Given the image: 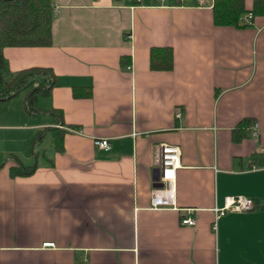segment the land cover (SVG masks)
Here are the masks:
<instances>
[{"label": "crops", "instance_id": "1", "mask_svg": "<svg viewBox=\"0 0 264 264\" xmlns=\"http://www.w3.org/2000/svg\"><path fill=\"white\" fill-rule=\"evenodd\" d=\"M45 2L53 44L4 50L11 74L44 67L56 85L31 112L22 93L0 101V264H264L251 160L264 152V16L236 28L215 25L214 0ZM154 47L172 49L170 70L151 68ZM244 120L258 137L234 138ZM162 144L181 150L176 209L151 203ZM229 196L253 209L217 219Z\"/></svg>", "mask_w": 264, "mask_h": 264}, {"label": "trees", "instance_id": "2", "mask_svg": "<svg viewBox=\"0 0 264 264\" xmlns=\"http://www.w3.org/2000/svg\"><path fill=\"white\" fill-rule=\"evenodd\" d=\"M176 5L181 0H173ZM213 18L216 26L244 28L253 26L258 16H264V0H253L247 8L245 0H214ZM251 15V17H249ZM54 9L45 0H0V101H8L24 94L28 112L35 109L39 96H48L56 85V76L51 69L32 67L20 70L6 79L8 70L4 55L6 48L47 47L53 44ZM150 66L154 70H170L173 66V51L170 47H154L150 52ZM62 115V114H61ZM244 120L236 128L234 138L245 137V128L251 126ZM57 131V129H52ZM60 149V138L55 137ZM252 164L264 168V152L252 156ZM36 165H20L11 169V175L27 176L34 172Z\"/></svg>", "mask_w": 264, "mask_h": 264}, {"label": "built area", "instance_id": "3", "mask_svg": "<svg viewBox=\"0 0 264 264\" xmlns=\"http://www.w3.org/2000/svg\"><path fill=\"white\" fill-rule=\"evenodd\" d=\"M202 1V0H201ZM251 17V15H249ZM178 117L180 114L177 115ZM249 134L252 137L259 136V124L254 123L250 129ZM94 144L102 149H110V141L106 138L94 139ZM159 163L158 168L160 171L159 180L151 192V203L154 209H176L175 204V183L176 173L180 168L181 163V150L178 146L162 144L159 147ZM161 183L162 186L156 184ZM253 199L244 196H229L225 199V205L222 208H215L217 219L224 216L227 212H246L253 209ZM183 225L195 226L196 220L192 217L182 219ZM216 228V226H215ZM44 247H54L55 243H45Z\"/></svg>", "mask_w": 264, "mask_h": 264}, {"label": "rangeland", "instance_id": "4", "mask_svg": "<svg viewBox=\"0 0 264 264\" xmlns=\"http://www.w3.org/2000/svg\"><path fill=\"white\" fill-rule=\"evenodd\" d=\"M48 1V0H47ZM12 75L13 74H11V73H7L6 75H5V77H6V79L8 80V79H10L11 77H12ZM50 141V136L46 139V141L44 142L45 144H44V146H47V144H48V142Z\"/></svg>", "mask_w": 264, "mask_h": 264}, {"label": "water", "instance_id": "5", "mask_svg": "<svg viewBox=\"0 0 264 264\" xmlns=\"http://www.w3.org/2000/svg\"><path fill=\"white\" fill-rule=\"evenodd\" d=\"M159 162V159L157 160ZM157 172H158V176L156 177V181L159 180V175H160V171H159V168L157 169ZM157 186H162L161 183H158L156 184Z\"/></svg>", "mask_w": 264, "mask_h": 264}]
</instances>
